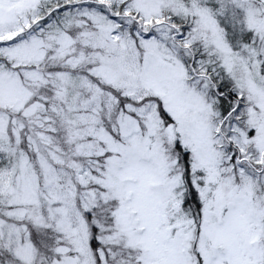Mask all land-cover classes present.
<instances>
[{
  "label": "snow or ice",
  "instance_id": "6c2138e0",
  "mask_svg": "<svg viewBox=\"0 0 264 264\" xmlns=\"http://www.w3.org/2000/svg\"><path fill=\"white\" fill-rule=\"evenodd\" d=\"M0 264H264V0H0Z\"/></svg>",
  "mask_w": 264,
  "mask_h": 264
}]
</instances>
